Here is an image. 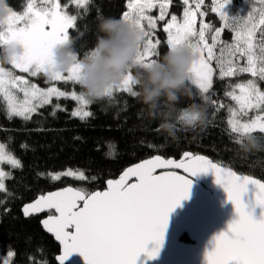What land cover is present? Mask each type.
<instances>
[{
  "label": "snow or ice",
  "instance_id": "1",
  "mask_svg": "<svg viewBox=\"0 0 264 264\" xmlns=\"http://www.w3.org/2000/svg\"><path fill=\"white\" fill-rule=\"evenodd\" d=\"M244 2L248 5L244 14L240 11L231 14L233 0H211L208 6L206 0H179L182 17L178 18L170 13L175 0H127L120 19L138 27L144 39L137 51L136 67L129 69L117 86L107 89L103 98L113 104H121L122 94L138 98L137 71L159 60L162 41L158 30H162L167 36L168 51L183 45L197 54L198 58L189 68V84L195 86L205 103L212 105L213 117L227 110L230 138L234 136L238 144L243 135L264 134V89L261 88L264 82V0H258V8L248 4V0ZM69 3L76 7L75 14L67 11ZM91 7H95L96 20L102 19V10L95 0H69L64 4L61 0H28L23 12L14 11L6 4L8 15L0 23V48L9 43L23 48V55L6 64L31 77L42 74L45 83L79 85L77 52V63L66 73H50L49 68L54 49L73 44L70 29L77 30L81 36L85 34L80 31L78 21L87 17ZM154 9H158L155 16L151 14ZM209 11L217 16L219 26L205 19ZM169 15L170 19H166ZM159 22H164L162 29ZM84 27L87 29V25ZM225 31L233 34L231 42L221 38ZM3 65L0 64V105L9 119L18 117L25 122L31 121L48 105L52 106L51 115L55 116L57 111H67L59 103L61 98L76 102L70 113L73 118L84 121L94 116L90 110L93 101L85 92L65 91L54 85L41 88ZM245 74L250 78L237 79ZM214 77L224 81V99L219 98L214 88ZM225 99L232 103L226 104ZM126 110L127 101L124 100L120 111ZM253 111L259 114L249 116ZM185 118H189L186 112L179 116L180 120ZM153 131L158 134L160 128ZM107 147L111 155L115 145L108 143ZM4 164L10 169L23 167L8 142H0V166ZM209 171L227 193L237 218L228 225L227 231L215 237L214 248L206 253L207 264H264V212L260 219L254 218L244 200L251 186L253 207L264 209V179L238 174L189 151L183 152L179 161L161 154L142 160L125 169L119 178L107 179L105 190L68 186L41 194L25 204L22 212L25 218L49 212L41 224L61 245V254L55 257L58 264H64L73 253H79L85 264H137L142 253L148 259L158 256L169 214L181 200L188 198L192 183L189 176ZM37 175H47L52 180H60L62 176L88 182L98 179L86 176L84 170L72 168L47 174L38 172ZM12 179V172L0 167V194H3L0 206H4V212L10 211L6 205L10 197H15L14 191L6 185V180ZM149 244L153 245L151 249ZM40 251L42 246L26 252L27 264H49L38 255ZM16 255L14 250H8L0 257V264H17Z\"/></svg>",
  "mask_w": 264,
  "mask_h": 264
},
{
  "label": "trees",
  "instance_id": "2",
  "mask_svg": "<svg viewBox=\"0 0 264 264\" xmlns=\"http://www.w3.org/2000/svg\"><path fill=\"white\" fill-rule=\"evenodd\" d=\"M5 2L14 11L20 12L25 9L28 0H5ZM95 3L101 8L103 17L120 18L122 12L126 10L127 0H95ZM210 3L211 0H206V6ZM247 6L232 5L230 13L235 14L240 11L241 14H244L247 11ZM255 6L258 8L260 5ZM70 10L77 11L73 6ZM170 10L176 13L182 11L179 0H175V6ZM96 16L95 7H91L87 17L78 21L80 31L85 33L83 36L79 35L77 30L70 29V36L74 38L73 48L80 58L96 43L99 34ZM206 20L215 26L220 25L217 16L211 14L210 11ZM85 25H87V29H85ZM160 29L162 28L160 27ZM158 33L162 41L160 46L162 56L168 52L167 36L162 30H158ZM232 37L231 32L225 31L221 38L231 42ZM248 78L250 77L245 74L237 79L246 80ZM214 81V88L219 98L224 99V81L216 80L215 77ZM72 87L77 92H85L78 84H71L70 88ZM261 88L264 89V82L261 83ZM189 89L190 96H181L173 109L162 107L163 112L161 111V115L156 118L148 116L146 106L138 98H132L127 94L120 96L121 104H113L107 98L93 101L90 110L94 116L84 121L70 115L72 109L76 107V102L71 99L61 98L59 101L67 111H57L53 116L51 115L52 106L48 105L40 109V114L34 115L28 122L18 117L9 119L6 112L3 111V106L0 105V141L8 142V146L14 151V154V132L21 125L46 129L54 121L64 122V131L60 136L61 149L58 160L27 162L15 154L21 160L23 167L10 169L14 179L6 180L7 187L14 191L15 197H10L6 205L10 211L4 212V206H0V247L2 251L6 253L8 250H14L17 253L15 256L17 264H27L24 254L32 252L37 246H42V251L38 255L46 259L49 264H58L55 257L60 253V246L53 237L43 230L41 219L44 215L25 218L22 207L41 194L66 186L102 190L106 187L107 179L117 178L128 166L156 154H161L165 158L179 159L185 151L193 154L203 153L214 161L238 172L264 179V151L257 153L241 151L239 145L234 142L235 137L230 138L226 123L227 110H221L213 117L212 105L203 101L197 94L194 85L189 84ZM124 100L127 101V110L120 111ZM56 102L53 98V103ZM224 102L232 103L227 99ZM193 103L205 105L207 117L203 126L197 127L194 131L183 128L179 119L182 110ZM135 119L139 120L143 132L127 137H114V128L118 124L130 125L135 122ZM162 119H169L175 123L178 129L175 137H170L161 131L158 134L153 131V129L159 128ZM256 135L264 138V134L257 133ZM108 143L115 145L111 155L108 154ZM149 144H153L155 147L150 148ZM67 168L84 170L86 176H97L98 179L88 182L62 176L60 180H52L47 175L43 177L37 175L38 172L45 174L62 172ZM0 198H3V194H0ZM45 215H49V212H46ZM182 239L186 242L190 241L187 235H184Z\"/></svg>",
  "mask_w": 264,
  "mask_h": 264
},
{
  "label": "clouds",
  "instance_id": "3",
  "mask_svg": "<svg viewBox=\"0 0 264 264\" xmlns=\"http://www.w3.org/2000/svg\"><path fill=\"white\" fill-rule=\"evenodd\" d=\"M8 15L4 0H0V23ZM97 40L87 55L79 58V85L85 90L88 99H102L107 89L117 86L128 73L136 67V55L143 42V33L131 22L115 17H103L97 24ZM23 55V48L17 43L4 45L0 51V64L11 63L14 58ZM197 54L179 45L160 56L150 67L137 71L139 84L138 99L146 106L150 118L161 115L162 107L173 109L181 96H190L189 68ZM77 63V53L72 43L58 46L53 51L50 73H66ZM189 118L180 120L183 128L195 130L205 123L206 107L191 104L183 109ZM196 117L192 119L190 117ZM160 131L175 137L177 127L169 119H162ZM239 148L245 153L264 151V138L254 134L239 138Z\"/></svg>",
  "mask_w": 264,
  "mask_h": 264
},
{
  "label": "water",
  "instance_id": "4",
  "mask_svg": "<svg viewBox=\"0 0 264 264\" xmlns=\"http://www.w3.org/2000/svg\"><path fill=\"white\" fill-rule=\"evenodd\" d=\"M197 155L205 156L213 162L218 163L206 154L201 153ZM180 159L181 158L176 160L179 161ZM137 163L128 167L134 166ZM222 166L228 167L226 165ZM231 169L236 171L233 168ZM236 172L238 174H246L238 171ZM119 176L117 178H119ZM189 179L192 183L188 198L181 200L180 205L169 214L168 225L158 256L154 259H148L147 256L142 253L137 260V264H207L206 253L214 248L215 237L219 233L227 231L228 225L237 218L233 204L227 199V193L220 184L216 183L215 176L211 171L189 176ZM62 188L49 192L58 191ZM105 189L106 187L102 190ZM244 200L249 204L254 218L260 219L264 209L258 206L253 207L254 197L251 186ZM46 212L47 211L32 216L44 215L41 219L42 221L47 217V215H45ZM43 230L55 240L52 234L48 233L44 228ZM184 235L188 236L189 242L182 239ZM55 242L60 246L59 254H61V245L58 241L55 240ZM148 247L151 249L153 245L149 244ZM64 264H85V261L79 253H73Z\"/></svg>",
  "mask_w": 264,
  "mask_h": 264
},
{
  "label": "rangeland",
  "instance_id": "5",
  "mask_svg": "<svg viewBox=\"0 0 264 264\" xmlns=\"http://www.w3.org/2000/svg\"><path fill=\"white\" fill-rule=\"evenodd\" d=\"M68 2L69 0H61L62 4L68 3ZM233 3H234L233 5H246L244 0H233ZM248 4L259 5L258 0H248ZM72 6L75 7L74 5L69 3V7L67 11L70 14H75L76 13L75 11L73 12L70 10ZM23 11H20V12H23ZM157 13H158V9H154L151 14L155 16L157 15ZM170 13H175L178 16V18L182 17V11L180 13H176V12H171L170 10ZM166 19H170V15ZM163 23L164 22H159V25L161 28L163 26ZM197 27H199V23L197 24ZM69 34H70V30H69ZM158 36H159V33H158ZM159 39H160V36H159ZM3 66L6 68H9L16 75H24L27 79L30 80V82L36 83L41 88H46V87H50L54 85L65 91L75 90L73 87L70 88V85L72 84L71 82L67 84L63 82L45 83V77L42 74L37 77H31L29 74L20 73L19 70L12 68L10 64H4ZM19 95H21L22 97V94H19ZM256 114H259V113L256 111H253L249 113V116H254ZM63 131H64L63 121H54L50 125H48L46 129H38L31 125H21L14 132L13 148H15V154L17 156H20L21 159L27 162L56 161L58 160L59 154H60V149H61L60 136L63 133ZM143 131L144 130L140 126L139 120L135 119V122L130 125L118 124L114 128V137L120 138V137L132 136L134 134H138ZM21 145H27V147H21ZM0 167H3L5 171H10V167L7 164H4ZM5 254L6 253H4L2 251V248L0 247V257H2Z\"/></svg>",
  "mask_w": 264,
  "mask_h": 264
},
{
  "label": "bare ground",
  "instance_id": "6",
  "mask_svg": "<svg viewBox=\"0 0 264 264\" xmlns=\"http://www.w3.org/2000/svg\"><path fill=\"white\" fill-rule=\"evenodd\" d=\"M256 177V176H255Z\"/></svg>",
  "mask_w": 264,
  "mask_h": 264
}]
</instances>
